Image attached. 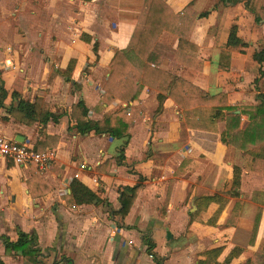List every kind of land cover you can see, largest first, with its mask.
<instances>
[{"label":"crops","instance_id":"0c3cea01","mask_svg":"<svg viewBox=\"0 0 264 264\" xmlns=\"http://www.w3.org/2000/svg\"><path fill=\"white\" fill-rule=\"evenodd\" d=\"M71 1L77 5V12L73 13L76 32L72 35L79 36L78 44L88 45L90 53L99 58L92 70L99 69L106 75L99 79L91 74L80 80L84 59L65 57V72L72 74L65 76V91L58 97L54 95L55 89L33 93L31 100L42 96L54 111L58 109L53 99H59V103H65V110L60 112L67 114L58 123L47 124V132L59 136L58 146L52 148L56 157L48 166L41 169L32 162L20 165L0 155V235L16 241L19 229L35 233L41 254L49 252L43 257L44 264H55V259L57 264H156L148 253L145 236L156 244L154 252L165 257L164 264H201V260L208 258L205 253L217 247L222 252L210 264H225L232 250L238 247L233 240L227 241L230 237L225 233L238 230L240 220L248 222V212L254 206L263 207L253 192L260 188L257 183L264 177L261 171L264 166L258 163L254 169L252 152L258 151L264 141L249 144L248 150L225 143L222 134L226 130L227 111L214 119L207 104L182 108L169 96L161 103L160 90L148 85L130 102L105 98L110 62L116 50L130 43L145 0ZM167 3L177 19L170 24L172 30H164L159 37L156 48L163 59L157 67L209 94L225 92L229 105L239 103L245 109L259 105L258 94L264 92V77L259 79V73L264 71V62L258 63L253 54L264 40L263 22H256L244 2L229 4L226 10L221 0H167ZM205 11L209 14L201 16ZM233 25L237 26V35L245 45H227ZM216 27L220 30H215ZM83 35L91 36L93 43L99 42L98 55L93 44L83 40ZM181 35L198 46L199 51L192 46H186L189 52L178 51ZM222 50L231 53L230 59L225 60L228 70L219 69ZM72 52L68 51L71 55ZM12 55L14 62L18 56ZM246 71L252 77L243 79V74H248ZM18 78L21 79L16 77L13 85ZM77 83L79 87L81 84L79 91L73 86ZM242 86L255 91L250 93L251 88L240 89ZM80 100L90 109L91 119H102L109 111H123L122 114L132 117L129 135L113 138L109 134L78 132L70 112ZM4 110L0 109V134L14 140L19 137L20 141L23 137L24 143L35 146L41 126L23 124ZM238 110L237 113L242 112ZM243 115L246 122L241 124L242 129L250 122V114ZM205 116L210 118L209 123H205ZM246 157L250 158L249 168L243 165ZM235 166L240 169L239 190L244 205L237 226H232L228 222L236 202L230 192ZM36 168L53 186L46 194L40 192L44 187L37 182L33 183V189L29 186ZM139 174L145 180L127 215L113 213L121 207V192L137 184ZM249 177L253 179V196L248 203L242 182ZM231 178V187L223 189ZM74 179L95 191L99 198L89 204H72L68 195ZM217 193L223 196L219 203L206 205L197 200ZM223 223L225 226H221ZM260 226L259 235H263L264 220ZM244 254L242 249L229 264H240ZM246 258L248 264L250 258ZM0 264L32 263L19 252L7 253L0 239Z\"/></svg>","mask_w":264,"mask_h":264},{"label":"trees","instance_id":"16d2710c","mask_svg":"<svg viewBox=\"0 0 264 264\" xmlns=\"http://www.w3.org/2000/svg\"><path fill=\"white\" fill-rule=\"evenodd\" d=\"M221 1L225 4V10L229 4L244 2L246 9L254 14L256 22H263L264 24V0ZM208 14L209 12L205 11L201 13V16H207ZM174 19H177V16L167 3V0H145L139 22L132 34L130 43L126 48L116 50L110 62V76L104 86V97L110 100L118 98L125 102H130L138 97L141 89L145 85H148L160 90L158 99L161 103L166 96H169L182 108H188V105L193 104H207L210 108L211 117L214 119L220 117L227 111L226 130L222 134V141L225 143L232 144L242 150H248L249 144L256 145L263 142L264 92L258 94V97L261 98L259 105H250L249 109L240 108V106L228 104L227 94L225 92L209 94L202 88L192 85L181 77L157 67L163 59V55L158 51L156 45L164 30H172L170 24ZM214 29L220 30V27ZM237 31V26L233 25L227 45L246 44L238 37ZM84 40L88 43L92 42L90 36H86ZM186 46L195 47L199 51L198 46H195L185 36L181 35L177 50L180 52H189L186 50ZM93 51L98 55V41L93 43ZM230 55L231 53L229 51L222 50L219 69H229V64L227 65L225 60L226 57L230 59ZM253 57L258 63L262 64L264 62V47L260 51H256ZM256 80L258 81V79ZM19 84L20 82L17 80L10 94L5 86L3 75L0 72V109H5L8 116L15 118L23 124L33 126L38 123L41 126L38 139L34 146L36 151L44 152L48 148H56L59 143V136L50 135L47 132V124L50 121L58 123L60 118L67 114V112L52 110L50 103L42 96H35L33 100L25 98L23 89ZM9 97L11 100L7 103ZM238 109H241L242 112L237 113L236 110ZM89 110L84 100H80L71 108L70 116L74 121V127L81 134L94 132L96 134H109L113 138H121L129 135L128 130L132 117L129 118L128 115L122 114L123 111H109L105 113L102 119L95 120L89 117ZM243 114H250V122L244 129L241 128ZM8 116L4 118L8 119ZM123 151L124 148H121L120 152L122 155ZM252 155L255 158L253 159L255 161V170L258 163L264 166V145L258 151L252 152ZM117 158L119 159L120 156ZM261 171L264 172V170ZM35 176H37L36 179ZM33 178V180L29 181L31 189H33L32 185L34 182L44 187L40 191L42 194H46L53 189V186L40 175L38 168L34 170ZM138 180L134 186L124 188L120 195L121 207L119 210L113 211V213L120 214L122 217L127 215L143 186L142 182L145 180V177L139 174ZM240 184V169L235 166L233 188L230 192L231 196L236 198V202L228 222L232 226H237L244 205V200L240 197ZM68 198L72 204L81 205L93 203L99 197L87 185L78 179H74L71 183V193L68 195ZM222 199L223 196L218 193L212 196L197 198V200H202L206 205L211 202L219 203ZM261 218L262 209L260 208L255 217L251 242H254L256 239ZM0 239L4 243L7 253L19 252L32 264H44V261L39 259V256H42V254L37 246L38 239L35 233L30 234L19 229L18 239L16 241L11 240L6 235H0ZM144 241L148 245V253L152 255L155 263L164 264L165 257H160L154 252L156 244L153 240L145 236ZM241 251L242 249L240 247L234 248L224 263L229 264L232 258L238 256ZM221 252V247L207 251L205 254L208 258L201 260V264H210L211 259L215 260Z\"/></svg>","mask_w":264,"mask_h":264},{"label":"rangeland","instance_id":"374dc122","mask_svg":"<svg viewBox=\"0 0 264 264\" xmlns=\"http://www.w3.org/2000/svg\"><path fill=\"white\" fill-rule=\"evenodd\" d=\"M76 12L77 5L71 0H0V71H2L5 86L10 94L15 78L21 77V79L18 78L19 85L23 89L26 98L32 99L34 97L33 93L39 94L40 89H46L48 92L55 89L54 95L58 97L60 93L65 91V76H72L70 72H65V57L68 60L73 57L75 60L78 58L84 59L83 68L79 76L80 80L88 78L91 74H93L94 78L99 79L106 75L105 72L99 69L92 70L94 63L99 58L97 59L93 53H90L88 45L78 44L77 39H79V36L72 35V33L76 32V23L73 20ZM85 37L86 35L82 37L83 40ZM89 44L92 45L93 41ZM10 47L12 50L8 53ZM263 47L264 40L260 46L255 48V51ZM69 50H74V53L72 52V55L69 54ZM76 50L78 52L75 53ZM14 53L18 57L12 62L11 57H13L12 54ZM246 72L248 74L244 73L243 79H246V76L252 77L249 71ZM59 75L63 78H60ZM263 77L264 71L261 70L259 79ZM35 82L38 83V86L35 85ZM253 85H255L254 81ZM73 86L75 87V91L81 89V84L79 87V83ZM243 88H251L250 93L255 91L252 90V87L247 88L242 86L240 89ZM256 88L257 86L255 85L254 89ZM10 100L9 97L8 102ZM53 102L58 112L65 110V103H59V99L57 98H54ZM236 106L243 107L239 103ZM243 117L241 124L246 122ZM205 118V120L203 119L205 123H209L210 118L206 116ZM213 125L216 126L217 123H213ZM183 127H185L184 123ZM249 159L246 157V162L243 164L247 168L250 167ZM252 181L253 179L249 177L245 179L244 183L242 182V187L247 195L244 199L248 203L253 196ZM231 184L232 178L231 181L229 180L224 185L223 189H229ZM257 186L260 188H256L253 194L254 197L258 196L259 202L263 204V207L261 206V208L259 205L255 209L254 206L253 210L250 213L248 212L250 218V220L247 218L248 222H241L240 220L239 223L241 225L238 230L231 229L225 233L226 237H230L227 241L233 240L237 243L238 247L243 249V253L245 252L240 257V264H245L247 261L246 257L250 258L248 264H264V226L262 230L263 235H259L261 228L259 226L256 239L254 242H251L256 214L260 208L264 210V177L259 178ZM246 210L245 205L244 214ZM263 210L262 222L264 220ZM225 223L221 226H225ZM215 234L211 236V239H214ZM45 253L39 258L40 260H43V257L47 256ZM57 261L58 259H55V264H57Z\"/></svg>","mask_w":264,"mask_h":264},{"label":"built area","instance_id":"2783aa9c","mask_svg":"<svg viewBox=\"0 0 264 264\" xmlns=\"http://www.w3.org/2000/svg\"><path fill=\"white\" fill-rule=\"evenodd\" d=\"M11 50L10 47L8 52ZM0 155L12 159L16 164L24 165L32 162L42 169L54 161L56 151L49 148L44 152H38L34 146L0 134ZM85 166V163L81 164V167Z\"/></svg>","mask_w":264,"mask_h":264},{"label":"water","instance_id":"95a60500","mask_svg":"<svg viewBox=\"0 0 264 264\" xmlns=\"http://www.w3.org/2000/svg\"><path fill=\"white\" fill-rule=\"evenodd\" d=\"M237 112H239V110ZM16 140L20 141L19 137H17ZM23 141H24V138L22 137V141L21 142H23Z\"/></svg>","mask_w":264,"mask_h":264}]
</instances>
